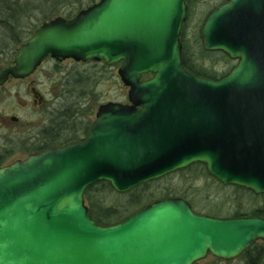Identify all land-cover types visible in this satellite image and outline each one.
<instances>
[{"label": "water", "instance_id": "95a60500", "mask_svg": "<svg viewBox=\"0 0 264 264\" xmlns=\"http://www.w3.org/2000/svg\"><path fill=\"white\" fill-rule=\"evenodd\" d=\"M188 1L101 0L45 21L0 72L1 85L49 59L122 63L129 102L100 106L84 141L0 168V264H196L264 242L263 218L203 216L183 199L107 227L85 203L96 183L125 194L194 164L264 194V0H226L204 21V50L239 61L220 81L184 68Z\"/></svg>", "mask_w": 264, "mask_h": 264}, {"label": "rangeland", "instance_id": "374dc122", "mask_svg": "<svg viewBox=\"0 0 264 264\" xmlns=\"http://www.w3.org/2000/svg\"><path fill=\"white\" fill-rule=\"evenodd\" d=\"M23 1L25 2V0ZM100 1L95 0V4ZM25 3H28L29 12L22 17L17 27H14L16 34L25 39L24 41L17 43L16 40L18 38L14 37L15 34H9L10 30L0 27L1 64H6L15 57L19 47L31 38L30 31H36L45 21L58 17L67 19V16L72 14L70 13L72 6H65L58 15H49L48 4L41 6L38 0H26ZM217 3H219L217 0L190 1L191 10L189 20L185 25L184 43L188 48L187 55L194 57L195 60H198L199 57L197 52L193 51L192 46L198 41L199 30L203 20ZM22 4L23 12L27 5L24 6V3ZM89 7L85 6L84 8L87 9ZM75 15L73 14V16ZM26 31L28 32L27 34L25 33ZM191 51L193 53H190ZM219 62L222 61L208 57L205 60H198L196 68L206 74L219 76L222 74L223 69V65ZM121 66L122 64L106 66L104 63L95 62L77 63L73 60H68L63 63H57L53 60H47L32 79L35 80V86L38 91L46 99L48 107L43 112H40V110L34 111L31 105L30 91L24 86L22 88V98L25 109L13 114L19 116L24 124L20 128L18 136L22 135L24 142L31 136H38L41 142L44 139L48 140V137L54 138L56 126L60 127L62 124L57 119L59 111L70 104L75 107L77 100L72 97L64 98L63 94L65 92L64 86L67 82L70 81L68 85H73L76 78L83 77L85 80V85H83L82 89L85 90L86 97L77 101V105L80 103L81 109H89L91 115L85 118L87 122L93 123L95 121L97 111L102 105L108 103L129 104L128 91L118 75ZM70 90L74 89L71 87ZM10 103L11 99L9 97L6 99L1 97L0 104L8 105ZM23 156L26 159L27 151L24 152ZM149 190L143 185L127 194H118L112 191L101 192L97 193L96 200L103 202L109 208L123 210L128 207L130 200L135 196H142L146 200L148 196L153 194L154 200L157 202L168 199L166 197L169 193V198L183 199L188 202L195 213L215 218H232V215L237 212L241 215H251L255 210L264 207V195H254L249 192L237 191L235 187H225L209 176L205 166L197 164L159 182H155L149 187ZM85 203L89 207V201L85 200ZM147 204H145V207ZM141 209L143 208L131 211L124 218L130 217ZM196 264H264V242L257 243L246 254L233 261L226 262L209 255L205 260Z\"/></svg>", "mask_w": 264, "mask_h": 264}, {"label": "trees", "instance_id": "16d2710c", "mask_svg": "<svg viewBox=\"0 0 264 264\" xmlns=\"http://www.w3.org/2000/svg\"><path fill=\"white\" fill-rule=\"evenodd\" d=\"M41 3V6L44 4L49 5V15H58L60 13V10L65 6H72V11L67 16V20L73 19L79 12L84 10L85 6L89 7L93 4H95V0H38ZM26 2V0H25ZM23 0H0V27L4 29L10 30L9 34H15L14 37L18 40H16L17 43H21L25 39H22L20 35L16 34V28L19 22L21 21L22 17L24 15H27L26 13L29 12V6L25 3ZM29 2V1H27ZM26 6L25 10H23V4ZM30 3V2H29ZM190 4V2H189ZM189 10H191L189 5ZM42 11V9H41ZM73 14H76L73 16ZM28 33L27 31L25 32ZM35 31H30V36L32 37ZM184 34L181 37V42L183 45V65L186 71L197 75L202 78H210L211 76L216 77L215 75L206 74L200 69L196 68V64L198 60H205L208 57L210 58H216L213 53L207 52L204 50L202 42L200 40V37H198V41L195 45L192 46V49L194 52H197L198 54V60H195V58L192 56H188V48L186 47L184 43ZM190 53H193L192 51ZM219 59L224 64V60L220 57L216 58ZM226 74H221L218 77L224 78ZM70 81L67 82L64 92V98L72 97L76 99L77 101L84 99L86 96V92L83 88V85H85V80L83 77L76 78L75 83L73 85H68ZM73 88L74 90H70V88ZM68 95V96H67ZM77 101L74 105H68L64 107L63 110L59 111V114L57 115V119L62 123L60 127L56 126L55 133L56 135L53 138V143L51 144V147H65L70 143L75 142H81L84 140V138L87 135V132L89 128L92 126L93 123L87 122L85 118L87 116H90L91 113L89 109L83 110L81 109L80 103L77 105ZM48 129V128H47ZM46 129V130H47ZM45 130V131H46ZM201 166L200 164H198ZM177 174V173H175ZM174 175V174H172ZM170 175V176H172ZM169 177V176H168ZM216 181V180H215ZM159 182V181H158ZM217 182V181H216ZM155 182L145 184V188L149 190V187H151L152 184ZM237 191L240 192H249L248 190H245L243 188L235 187ZM114 192L111 188L110 184L107 182H99L92 186H90L86 193H85V200L89 201V211L91 214L92 219L98 223L99 225L103 227L111 226L117 223H120L121 221L125 220V215L130 213L131 211L139 208H144L145 204H152L155 202L154 195L151 194L148 196V198L145 200L142 198V196H135L132 198L129 202L128 207H125L123 210H116L115 208H109L103 204V202H98L96 200L97 193L101 192ZM146 191V190H145ZM150 191V190H149ZM169 193L166 198H169ZM154 200V201H153ZM150 201V202H149ZM147 204V205H148ZM146 205V206H147ZM242 217H258L264 219V207L258 210H255L251 215H241L239 212L232 215V218H242Z\"/></svg>", "mask_w": 264, "mask_h": 264}, {"label": "flooded vegetation", "instance_id": "af4514ba", "mask_svg": "<svg viewBox=\"0 0 264 264\" xmlns=\"http://www.w3.org/2000/svg\"><path fill=\"white\" fill-rule=\"evenodd\" d=\"M217 1L219 3H217L213 7V9L209 11L208 15L211 12H213L216 8L227 2L226 0H217ZM189 14H190V10L188 5L187 20H189V16H190ZM205 19L203 20V22L205 21ZM184 30L182 31L183 32L182 35L185 32ZM210 53H213V55L216 58L220 57L225 61L224 64H222L223 61L219 63L223 65L222 74H226V76L230 74L233 71V69L237 67L239 63V61L231 59L229 56L225 55L222 52H210ZM0 56L2 57V55ZM13 60L14 58L8 61L6 64L0 63V72H6L9 67V64ZM38 70L31 77L22 80L14 79L10 76L0 85V99L1 97H4V99L9 97L11 99V103L8 105L0 104V168L7 167L19 161H24L31 155L50 149L51 144L53 143V138L50 137L47 138L46 136L45 138H47L48 140L44 139V141L42 142L39 141L38 136H31L26 142H24L22 140V135L18 136L20 128H22L24 124L21 122L20 120L21 118L19 116L13 115L25 109L22 98V88L24 86L28 91H30L31 105L34 111L40 110V112H43L45 108L48 107L46 99L38 91V89L35 86L36 85L35 80L32 79L34 75L38 72ZM209 79L218 81L222 78H219L218 76L216 77L211 76ZM5 90L7 93L5 92ZM25 151H27L26 159L23 156ZM248 251L249 250L245 251L242 255L246 254Z\"/></svg>", "mask_w": 264, "mask_h": 264}]
</instances>
